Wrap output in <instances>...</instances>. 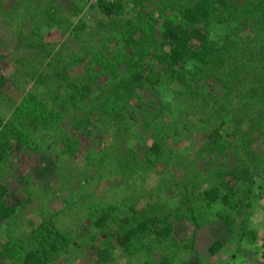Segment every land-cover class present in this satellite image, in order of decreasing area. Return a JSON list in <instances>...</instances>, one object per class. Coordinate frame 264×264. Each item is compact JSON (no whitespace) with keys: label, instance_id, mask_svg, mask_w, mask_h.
<instances>
[{"label":"rangeland","instance_id":"374dc122","mask_svg":"<svg viewBox=\"0 0 264 264\" xmlns=\"http://www.w3.org/2000/svg\"><path fill=\"white\" fill-rule=\"evenodd\" d=\"M105 1L122 3V10L104 18L96 0H0V144H6L0 186L23 206L15 218L0 225V264H19L17 258L24 249H42L55 264H165L167 260L173 264H264V228L257 227L251 249L237 250L220 221L222 216L209 213L200 201L203 190L217 184L223 170L237 167L241 153L255 150L239 164L253 160L252 181L264 184L262 118L253 119L251 131L245 123L228 137L230 148L210 157L198 152L213 125L205 122L208 117L196 116L192 129L180 133L184 125L189 126V118H178V110L170 117L163 112L165 118L160 119L162 105L171 103L162 101L159 88L145 84L125 91L132 96L128 101L118 95L115 112L123 106L135 109L134 122L124 129L121 117L110 116L115 102L110 97L123 81L126 64L142 59L158 68L159 29L153 26L135 55L129 48L121 51V42L115 38L109 42L108 36L129 27L130 20L137 26L142 17L130 1L126 4L128 0ZM155 1L152 16L160 17V24L177 16L178 0ZM22 2L24 10L12 15L14 6ZM225 32L226 26L212 31L213 43L222 41ZM247 34L242 27L234 43ZM102 59L117 63V71L101 69ZM61 66L68 67V79L57 84L58 80L47 77ZM161 73H156V80ZM68 80L90 86V93L82 95L84 103H77ZM190 86L191 93L197 94L193 105L200 110L205 83ZM209 87L215 92L216 105L224 100L221 85ZM226 91L230 95L226 104L243 101L241 93ZM104 110L107 115L98 119ZM157 139L161 152L147 163L149 148ZM238 140L243 142L239 145ZM177 208L184 216L176 220L181 222L174 225L173 234L167 240H144L136 257L115 251L109 257V234L102 236L106 242L101 244L103 232L91 228L100 214L114 231L126 227L123 221ZM192 210L195 219L189 215ZM260 212L249 217V228L263 222L264 210ZM54 236L56 248L51 250ZM91 240L103 250L91 251ZM215 242L222 248L210 255Z\"/></svg>","mask_w":264,"mask_h":264},{"label":"trees","instance_id":"16d2710c","mask_svg":"<svg viewBox=\"0 0 264 264\" xmlns=\"http://www.w3.org/2000/svg\"><path fill=\"white\" fill-rule=\"evenodd\" d=\"M78 1L85 3L87 0ZM178 1L176 2L180 8L178 12H175L177 16L172 20H162L161 24L160 17L152 16V8H154L152 5L156 3L155 0H128L126 3L134 8L135 13L141 14L142 20L137 26H134L130 20L129 27H123L118 34L112 35L111 38L108 36L107 40L110 42L112 38L117 39L118 42H121V51L129 48L135 55L143 48L150 31L155 26L159 29L157 40L160 63L157 69L150 61H142V59L133 60L130 66L129 63L125 65L123 81L110 97L115 101L110 109V116L115 114V116L121 117L125 129L127 124L134 122L135 109L123 106L115 112L116 106L119 104L117 102L119 101L118 95H124L123 101H128L132 96H126L125 91L130 88L143 87L145 84L159 88L163 95L162 101L171 103L162 105L159 118L164 119L165 114L170 117L178 110H181L178 118H182V116V119L189 118L186 122L189 123V126L184 125L180 133H187L192 129L196 116L201 117L202 114L208 117L205 122L208 121L209 127L211 124L213 125L204 136V143L198 152H206L207 156L212 157L215 152H222L232 146L228 137L238 133L245 123L249 128L248 131H251L254 128L253 119L262 118L264 122V0ZM96 5L104 18L122 10L120 2L109 3L105 0H96ZM23 7V2L16 4L11 14L17 15L24 10ZM15 10L18 11L14 12ZM132 25L135 28H132ZM222 26H226L225 37L222 41L214 44L211 33L214 30H219ZM242 27L247 29L248 34L236 44L233 37L237 36ZM100 65L101 69L110 68L111 71H117L119 67L115 62L110 65L106 59H102ZM160 72H162L161 79L156 80V73ZM67 77L68 67L61 66L60 69L53 68L47 78L58 80L57 84H62L67 81ZM191 83H205L204 93L199 98L200 110H196L193 105L197 100V94L191 93ZM68 84H70L69 80ZM214 84L221 85L224 93V100L217 105L216 96L213 94L215 92H212L209 87ZM70 87L74 90L77 103H84L82 95L90 93V86L88 84H70ZM227 89L233 90L231 95L241 93L244 96L243 101L226 104L230 96ZM137 98L139 99V97ZM58 113L60 114V112ZM105 113L104 110V114L100 115L98 119L107 115ZM36 122L37 118L31 123L35 124ZM130 130L131 128H129ZM246 134L243 135L246 136ZM258 139L256 138L252 143ZM242 142L238 140L237 143L240 145ZM5 145L0 144V161L6 155L5 149H3ZM161 149L162 146L158 139L155 140L149 148L146 162L150 163L151 157L158 155ZM254 151L239 154L238 165L241 168L237 169L238 165H236L237 167L233 170H223L224 173L219 176L220 181L217 184L212 183L201 194L200 201L203 202L209 213L222 216L220 221L230 233V242L233 240L231 244L233 243L237 250L251 249L256 243L257 227L264 228V220L252 228L247 226L250 216L254 217L258 211H261L262 214L264 210L262 206L264 184L261 182L256 184L252 181V169H255L256 165L251 166L253 160L247 164H239L242 158L248 156L249 153L254 154ZM261 158H264V154ZM215 169L218 170V168ZM241 169L242 171L238 172ZM215 174L217 175V173ZM189 196L191 199L193 198L191 193ZM22 208L23 206L14 199H10L7 190L0 186V225L7 224L8 220L15 218ZM195 214V211H189V215L193 219H195ZM100 215L92 220L91 228L93 231L103 232L100 234L101 237L109 234L107 237L111 247L109 257L115 251L114 253H121V256L130 258L138 255L137 249L144 240H167L174 232V225L181 222H176V220L183 219L184 212L180 208L170 209L169 212L159 209L156 213L150 216L146 215L141 220L123 221L126 227H116L112 229L114 231H111L106 224V217ZM206 216L204 214L202 218ZM234 237L238 238L234 240ZM56 239V236L51 239V245H49L51 250L56 248ZM99 241L104 244L106 237L100 238ZM101 244H94L91 240L89 249L91 251L103 250L100 247ZM220 248L222 245L215 242L210 247L209 254H214ZM112 261L113 259H110L109 262ZM144 261L148 262L147 259ZM50 262L51 257L46 255L42 249L21 250L17 258L19 264H55ZM165 264L173 263L167 260Z\"/></svg>","mask_w":264,"mask_h":264}]
</instances>
